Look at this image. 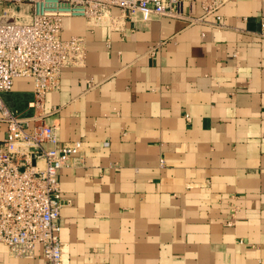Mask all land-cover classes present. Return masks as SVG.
Masks as SVG:
<instances>
[{
  "label": "crops",
  "instance_id": "1",
  "mask_svg": "<svg viewBox=\"0 0 264 264\" xmlns=\"http://www.w3.org/2000/svg\"><path fill=\"white\" fill-rule=\"evenodd\" d=\"M201 1L121 30L62 19L85 61L61 70L37 120L85 142L59 170L61 264H264V0L206 15ZM2 99L34 112L28 79ZM0 264H43L40 248L0 244Z\"/></svg>",
  "mask_w": 264,
  "mask_h": 264
},
{
  "label": "built area",
  "instance_id": "2",
  "mask_svg": "<svg viewBox=\"0 0 264 264\" xmlns=\"http://www.w3.org/2000/svg\"><path fill=\"white\" fill-rule=\"evenodd\" d=\"M228 1L202 0L201 6L206 15ZM0 7V119L5 123L0 141V244L8 255L22 258L33 257L39 247L43 264H61L65 200L59 170L73 160L82 163L85 142L62 141L56 125L37 120L46 93L59 88L61 70L85 61V37L61 38L62 19L81 17L91 27L121 30L123 19L135 15L182 18L181 0H0ZM17 78L31 83V115H22L2 99Z\"/></svg>",
  "mask_w": 264,
  "mask_h": 264
},
{
  "label": "rangeland",
  "instance_id": "3",
  "mask_svg": "<svg viewBox=\"0 0 264 264\" xmlns=\"http://www.w3.org/2000/svg\"><path fill=\"white\" fill-rule=\"evenodd\" d=\"M0 11H1V7H0Z\"/></svg>",
  "mask_w": 264,
  "mask_h": 264
}]
</instances>
